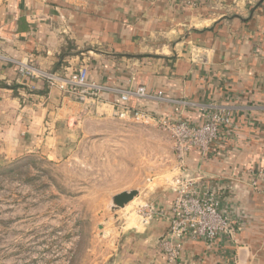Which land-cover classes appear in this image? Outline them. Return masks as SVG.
Wrapping results in <instances>:
<instances>
[{
  "label": "crops",
  "instance_id": "obj_1",
  "mask_svg": "<svg viewBox=\"0 0 264 264\" xmlns=\"http://www.w3.org/2000/svg\"><path fill=\"white\" fill-rule=\"evenodd\" d=\"M0 48L43 69L83 65L89 81L112 89L142 85L153 96L129 103L151 113L174 116L180 106L173 100L193 102L182 115L198 123L204 105L223 107L230 125L213 156L192 150L187 167L199 189L218 191L234 233L211 245L186 241L181 261L264 264V191L247 184L249 169L264 166V0H199L194 7L188 0H0ZM118 96L110 90L79 101L0 62V164L56 157L95 115L108 118ZM163 190L139 195L162 216L124 221L125 264H150L160 254L172 200ZM241 246L246 260L238 259Z\"/></svg>",
  "mask_w": 264,
  "mask_h": 264
},
{
  "label": "rangeland",
  "instance_id": "obj_2",
  "mask_svg": "<svg viewBox=\"0 0 264 264\" xmlns=\"http://www.w3.org/2000/svg\"><path fill=\"white\" fill-rule=\"evenodd\" d=\"M103 115L54 158L32 154L0 164V264L129 260L121 252L124 221L133 226L142 218L138 208L154 206L139 195L172 192L177 159L159 126ZM131 189L138 195L112 210L113 195ZM162 257L150 264H169Z\"/></svg>",
  "mask_w": 264,
  "mask_h": 264
},
{
  "label": "built area",
  "instance_id": "obj_3",
  "mask_svg": "<svg viewBox=\"0 0 264 264\" xmlns=\"http://www.w3.org/2000/svg\"><path fill=\"white\" fill-rule=\"evenodd\" d=\"M199 0H188L194 7ZM0 62L9 63L16 67L19 77L29 80H42L49 89H56L64 95L76 97L79 101L86 98L99 100L102 93L113 90L119 94L118 100L113 103V114L119 119H127L142 124H154L167 131L172 138L173 148L177 159L178 174L172 181L170 213L165 217L167 227L164 235L157 244L158 251L169 264L182 263L184 243L188 240H201L211 245L222 234L230 231L235 221L221 209L218 191L210 188L199 189L195 184L188 167V158L192 150L202 157H211L223 136L222 129L230 125V118L223 107L213 104L204 105V115L198 123L189 122L182 115V107L195 106L197 103L173 100L179 104L177 114L160 115L151 113L142 108L132 107L130 98H151L153 95L146 92L144 86L124 90L89 81L87 69L83 65L65 70L43 69L37 65L8 55L0 48ZM161 98V92L157 93ZM248 185L258 192H263L264 166L249 169ZM142 222L151 219L154 215H161L152 204L138 208Z\"/></svg>",
  "mask_w": 264,
  "mask_h": 264
},
{
  "label": "water",
  "instance_id": "obj_4",
  "mask_svg": "<svg viewBox=\"0 0 264 264\" xmlns=\"http://www.w3.org/2000/svg\"><path fill=\"white\" fill-rule=\"evenodd\" d=\"M139 191L137 189H131L129 191H121L115 195H113L111 199L112 203V210H116L119 208L124 207L128 202H130L134 197L138 195ZM249 254L247 247H240L238 252V259H247V256ZM242 256H244L242 258Z\"/></svg>",
  "mask_w": 264,
  "mask_h": 264
},
{
  "label": "trees",
  "instance_id": "obj_5",
  "mask_svg": "<svg viewBox=\"0 0 264 264\" xmlns=\"http://www.w3.org/2000/svg\"><path fill=\"white\" fill-rule=\"evenodd\" d=\"M172 194V199H173V197H174V194L173 193H171Z\"/></svg>",
  "mask_w": 264,
  "mask_h": 264
}]
</instances>
